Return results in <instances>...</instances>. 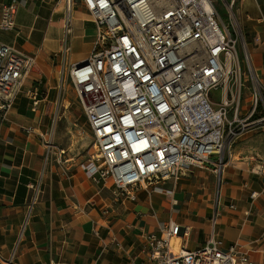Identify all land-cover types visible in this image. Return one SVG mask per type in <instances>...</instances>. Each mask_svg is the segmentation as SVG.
<instances>
[{"label": "built area", "instance_id": "1", "mask_svg": "<svg viewBox=\"0 0 264 264\" xmlns=\"http://www.w3.org/2000/svg\"><path fill=\"white\" fill-rule=\"evenodd\" d=\"M219 1L80 0L98 36L92 54L71 66L68 79L92 134L93 155L83 170L95 183L111 185L133 200L139 187L177 182L192 168L212 165L221 187L228 151L252 132L264 133V86L237 15L241 0H223L231 25L220 15ZM60 2L68 36L77 0ZM16 12L14 5L5 7L2 30L16 29ZM35 65L33 56L0 41L1 120L7 119ZM217 92H222L220 102L213 97ZM25 94L38 112L39 90ZM26 132L35 134L32 127ZM53 135H38L47 148L46 160L56 149ZM256 169V174L264 172V163ZM30 187L34 196L26 224L41 194L40 183ZM188 236L189 228L172 220L160 233L147 234L144 264H251L239 245L225 248L215 232L195 251L188 250ZM172 240L179 241L180 253L173 251ZM19 243L5 264H17Z\"/></svg>", "mask_w": 264, "mask_h": 264}, {"label": "crops", "instance_id": "2", "mask_svg": "<svg viewBox=\"0 0 264 264\" xmlns=\"http://www.w3.org/2000/svg\"><path fill=\"white\" fill-rule=\"evenodd\" d=\"M60 1L0 0V25L5 7L17 8L16 29L0 27V41L36 59L7 119L0 118V264L18 240L17 264H144L149 259L146 235L160 233L170 220L189 228L190 251L207 245L215 232L225 248L237 244L251 264H264V172L253 171L264 163L262 132H252L228 151L221 187L215 166L207 165L192 168L177 182L139 187L133 200L87 177L73 146L56 148L46 160V145L38 137L49 134L46 104L59 102L53 93L63 87L61 76L92 54L98 36L80 0L66 36ZM247 5L240 22L264 86V0ZM31 88L40 94L36 113L25 94ZM29 127L35 134L28 135ZM255 159L258 164L251 163ZM37 183L41 194L26 224L34 196L30 185Z\"/></svg>", "mask_w": 264, "mask_h": 264}, {"label": "rangeland", "instance_id": "3", "mask_svg": "<svg viewBox=\"0 0 264 264\" xmlns=\"http://www.w3.org/2000/svg\"><path fill=\"white\" fill-rule=\"evenodd\" d=\"M248 1L241 0L238 3L237 15L240 17L241 12L244 13L248 11ZM218 10L220 15H222L223 21L231 25V19L226 11L225 4L223 0L218 2ZM232 30V29H231ZM63 89H56L53 93L54 96H59V102L52 104H46V126H48V135H53V140H55L56 150L67 149L73 146V152L77 155V158L81 162H86V160L93 155L92 151V134L89 130V124H87L86 114L80 105L78 96L76 95L71 81L68 79V76H61ZM47 90H44V93ZM40 93H43L42 91ZM44 93L41 96H46ZM244 98L242 104L245 105V95L247 94L244 91ZM222 92H217L213 94V97L216 101L220 102ZM53 97V96H51ZM245 110V108H243ZM235 146H233L234 148ZM232 148V149H233ZM213 161L217 162L218 157H213ZM83 163V164H84ZM82 164V165H83Z\"/></svg>", "mask_w": 264, "mask_h": 264}, {"label": "bare ground", "instance_id": "4", "mask_svg": "<svg viewBox=\"0 0 264 264\" xmlns=\"http://www.w3.org/2000/svg\"><path fill=\"white\" fill-rule=\"evenodd\" d=\"M171 243H172L171 246H172L173 251L176 252V253H180L181 252V248H180L179 241L172 240Z\"/></svg>", "mask_w": 264, "mask_h": 264}]
</instances>
